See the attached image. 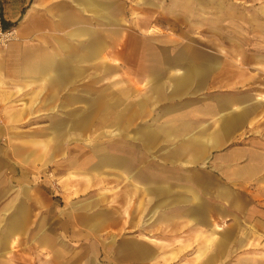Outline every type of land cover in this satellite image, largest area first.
<instances>
[{
  "label": "crops",
  "instance_id": "crops-1",
  "mask_svg": "<svg viewBox=\"0 0 264 264\" xmlns=\"http://www.w3.org/2000/svg\"><path fill=\"white\" fill-rule=\"evenodd\" d=\"M228 12H238L235 26L255 28L251 38L264 45V0H4L3 23L15 38L0 51V105L8 103L13 121L43 120L29 139L64 141L71 129L92 121V109L97 122L126 124L125 151L99 154L86 162L87 169L109 166L141 181L156 199L161 222L174 226L186 220L184 228L213 231L216 214L238 217L232 214L239 203L235 192L264 204V48L238 38L241 30L229 39L195 34L200 18L207 28L226 29ZM156 13L161 27L173 18L174 40L167 37L164 44L185 47L143 53L137 75L146 86L134 102L129 92L136 70L124 61L136 48L134 29L143 32L145 43ZM121 76L128 79L126 100H106L102 85L110 82L113 90ZM108 110L109 118L100 120ZM13 153L22 157L18 147ZM24 153L27 161L40 155ZM27 177L26 170L13 182L0 176V264H106L97 259L98 249L88 254L87 231L72 228L70 216L52 224L50 199ZM31 188L37 195L29 194ZM249 220L252 228L223 229L218 251L225 250L227 239L237 245L235 251L248 247L234 236L264 235L261 220Z\"/></svg>",
  "mask_w": 264,
  "mask_h": 264
},
{
  "label": "rangeland",
  "instance_id": "rangeland-1",
  "mask_svg": "<svg viewBox=\"0 0 264 264\" xmlns=\"http://www.w3.org/2000/svg\"><path fill=\"white\" fill-rule=\"evenodd\" d=\"M136 1L139 4L143 3V0ZM139 14L142 13L136 12L135 16ZM226 15L230 16L227 17L230 22H227L226 29L222 28V24L216 28H207L206 21L200 18L198 21L200 25L195 31L197 37L214 34L229 39L231 35L238 37L241 30L242 33L238 38L251 47L257 45L264 48V45L255 44L254 38H251L257 34L255 28L241 27L239 29L235 26L232 20L236 19L235 15H239L238 12H228ZM155 17L156 27H152L151 34L145 35V43H143V32H137V28L134 29L133 41L136 48L124 61L126 66H134L136 70L132 83L134 92H129L132 96L134 95V102L140 101L146 86V83L141 81L142 76L137 75L143 70V53L185 47V44L177 46L164 44L167 37H171L169 39L171 41L174 40L173 18H167L170 22L165 28V25L161 27L159 23L158 13ZM162 24H165V21ZM129 29V32L133 30ZM153 33L156 34L153 35ZM186 35L189 37V33ZM225 44L220 46L225 47ZM88 78L91 82L98 79L89 76ZM127 82V76H121L118 79V87L114 86L113 90L110 82H104L102 85L104 98L111 101L118 97L122 104V101L127 98ZM94 88L95 85L91 84L90 89ZM97 88H100V85H97ZM90 95H94V90L90 92ZM4 104L0 105V151L3 153L0 154V165L6 170L0 173L1 179L13 182L21 171L26 170L27 179L38 185V190L50 199L48 214L52 224L57 226L60 219L64 218V214L66 218L70 216L72 228H82L87 231L88 254L98 249L99 261L106 264H148L144 260H150L149 264H264V235L234 236V239H241L248 245L237 251H235L237 245L233 246V241L229 242V239L226 240L223 251H218L216 245L221 238L219 233L223 229L233 228L238 231V229L252 228L254 223L249 220L251 218L261 220L262 223L259 225H264V204H252L243 193L235 192L239 203L235 208L233 207L232 214L239 218L228 220L218 218L216 214L213 231H204L201 227L197 230L184 228L183 224L187 222L186 220L179 221L177 225L173 222L174 226L168 225L169 223L159 221V207L156 199L143 187L141 181L128 180L125 173H117L109 166H104L101 170H91L86 167V162L95 159L99 154L110 155L116 152L113 148H124L125 151L127 148L126 124L112 126L108 122H97L95 110L92 109L90 113L93 117L92 121L82 129H71L70 137L64 141L29 139L31 134H34V129L44 126L41 124L43 120L20 118L13 121L7 117L10 113V110L6 108L8 103ZM21 104L23 103L14 105L25 106ZM109 116L110 111H104L100 120ZM137 126L140 125H135V128ZM114 131L116 133L112 134ZM16 147L22 157L14 155L13 151ZM63 147L64 154L61 150ZM137 148L136 144L135 149ZM27 149L34 150V153L40 152V155L29 157L28 160L31 162L27 161L25 158L28 154L24 153ZM58 149H60L59 152ZM53 151H55L53 156L44 155ZM136 158L141 161L142 155L139 154ZM79 161H84L85 164L80 165ZM29 194L37 195L32 188L29 189ZM153 208L157 211H154L152 215ZM228 209L230 208L227 206L224 211L228 213ZM84 216L87 217L85 223L80 221V217L83 219ZM100 223L101 226H99ZM92 244L99 246L89 248ZM143 251L145 253L149 251L150 255L140 254ZM209 257L211 260L206 262Z\"/></svg>",
  "mask_w": 264,
  "mask_h": 264
},
{
  "label": "built area",
  "instance_id": "built-area-1",
  "mask_svg": "<svg viewBox=\"0 0 264 264\" xmlns=\"http://www.w3.org/2000/svg\"><path fill=\"white\" fill-rule=\"evenodd\" d=\"M4 0H0V51L5 48L9 42L14 40L15 34L14 29L5 27L1 15V5L3 4Z\"/></svg>",
  "mask_w": 264,
  "mask_h": 264
},
{
  "label": "trees",
  "instance_id": "trees-1",
  "mask_svg": "<svg viewBox=\"0 0 264 264\" xmlns=\"http://www.w3.org/2000/svg\"><path fill=\"white\" fill-rule=\"evenodd\" d=\"M6 27V26H5Z\"/></svg>",
  "mask_w": 264,
  "mask_h": 264
}]
</instances>
